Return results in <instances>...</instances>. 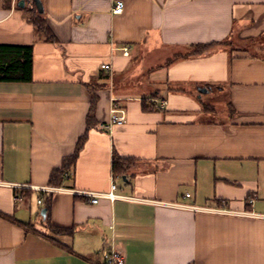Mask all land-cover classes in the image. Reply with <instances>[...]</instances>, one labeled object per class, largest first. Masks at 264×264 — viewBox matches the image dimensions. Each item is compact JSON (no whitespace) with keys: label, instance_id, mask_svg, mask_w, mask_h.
Wrapping results in <instances>:
<instances>
[{"label":"crops","instance_id":"0c3cea01","mask_svg":"<svg viewBox=\"0 0 264 264\" xmlns=\"http://www.w3.org/2000/svg\"><path fill=\"white\" fill-rule=\"evenodd\" d=\"M18 1L0 0V45L32 46V80L0 82V264H105L111 243L125 264H264V0H40L53 43ZM86 85L102 86L90 119ZM114 105L124 123L102 130ZM82 137L59 187L108 192L117 155L135 160L114 177L125 198L52 193L42 214L39 189Z\"/></svg>","mask_w":264,"mask_h":264},{"label":"trees","instance_id":"16d2710c","mask_svg":"<svg viewBox=\"0 0 264 264\" xmlns=\"http://www.w3.org/2000/svg\"><path fill=\"white\" fill-rule=\"evenodd\" d=\"M11 0H4L5 5L10 6ZM19 2V1H18ZM18 4V3H17ZM17 6V5H16ZM18 8V7H17ZM25 12L30 23L34 26L36 35H40L46 42H54L55 38L52 35L46 20L42 14H40L35 8L32 1L25 4L23 8H18ZM224 42H211L208 44H193L185 47L184 52L176 53L167 61V65L178 59H190L204 55L218 45H223ZM32 64H33V50L32 46H8L0 45V82H17L27 83L32 80ZM107 77V76H106ZM105 77V78H106ZM102 86L86 85L88 91H90L91 106L88 113V119L91 118V114L94 110L96 103V95L93 91ZM152 98V97H151ZM150 98H144L141 100V106L143 111L155 110L150 105ZM203 109H210L209 106L203 105ZM89 122V120H88ZM89 126V125H88ZM85 137L78 140L76 148L72 155L63 159L62 164L59 168L52 171L49 180V186L59 187L63 180V175L74 165L79 152L81 151ZM135 160L130 158H121L117 155L113 156L112 159V173L114 177H125L127 172L133 166ZM45 197V210L46 213L51 207V196L52 193H43ZM47 225H49L48 215ZM52 233L59 234L65 233V230L52 228L49 226Z\"/></svg>","mask_w":264,"mask_h":264},{"label":"built area","instance_id":"2783aa9c","mask_svg":"<svg viewBox=\"0 0 264 264\" xmlns=\"http://www.w3.org/2000/svg\"><path fill=\"white\" fill-rule=\"evenodd\" d=\"M123 10V3L121 1H116L112 13L113 14H121ZM128 50L124 49L123 54L127 55ZM100 68L104 71L110 70L109 64H102ZM150 105L155 109H163L166 106V101L163 99H158V101L150 100ZM124 123V114L123 111L117 108L115 105L112 107L111 115L106 121V123L102 124L100 128L102 130H109L112 126H120ZM66 178L67 175L65 174ZM117 189L116 182L114 176H112L109 180V191L106 193H91V192H76L73 190H69L63 187H43L39 190L42 193H71V194H79L86 197L90 204H96L100 198H106L109 200H114L115 198H125L124 196H119L115 194V190ZM185 197H189V194H185ZM38 204H41V200L37 201ZM102 258L105 264H125V255L124 252L120 249H117L113 243L108 248L102 249Z\"/></svg>","mask_w":264,"mask_h":264},{"label":"rangeland","instance_id":"374dc122","mask_svg":"<svg viewBox=\"0 0 264 264\" xmlns=\"http://www.w3.org/2000/svg\"><path fill=\"white\" fill-rule=\"evenodd\" d=\"M183 50L181 49H171V50H167L165 51L167 55L171 56L174 53H179L182 52ZM257 53L259 55H261L262 57H264L263 52L261 51H257ZM165 54V53H164ZM226 101V95H211V96H204L203 97V102L206 104H212L214 107L213 109L215 110V112L213 114L209 115L210 119H217V118H222V115L226 113V108L224 105V102Z\"/></svg>","mask_w":264,"mask_h":264},{"label":"water","instance_id":"95a60500","mask_svg":"<svg viewBox=\"0 0 264 264\" xmlns=\"http://www.w3.org/2000/svg\"><path fill=\"white\" fill-rule=\"evenodd\" d=\"M30 1H32L35 8L37 9V11L39 13H42L43 9H42V4H41L40 0H19L17 7L23 8L25 6V3H28ZM203 92H206V90H204ZM122 180H125V177H122ZM44 213H45V209L42 210V214H44Z\"/></svg>","mask_w":264,"mask_h":264}]
</instances>
